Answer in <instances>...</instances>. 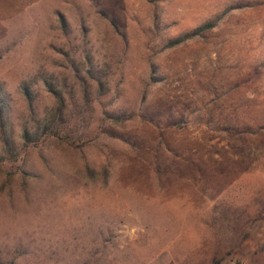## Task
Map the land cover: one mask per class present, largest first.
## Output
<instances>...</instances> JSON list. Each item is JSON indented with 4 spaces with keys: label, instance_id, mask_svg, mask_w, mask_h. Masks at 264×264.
I'll use <instances>...</instances> for the list:
<instances>
[{
    "label": "rangeland",
    "instance_id": "obj_1",
    "mask_svg": "<svg viewBox=\"0 0 264 264\" xmlns=\"http://www.w3.org/2000/svg\"><path fill=\"white\" fill-rule=\"evenodd\" d=\"M0 115V264H264V0H0Z\"/></svg>",
    "mask_w": 264,
    "mask_h": 264
},
{
    "label": "trees",
    "instance_id": "obj_2",
    "mask_svg": "<svg viewBox=\"0 0 264 264\" xmlns=\"http://www.w3.org/2000/svg\"><path fill=\"white\" fill-rule=\"evenodd\" d=\"M210 27H212V25H210V24H209V25H203V26L197 28V29L195 30L194 34H198L200 31H203V30L209 29ZM190 35H191V34H190ZM190 35H189V36H190ZM183 39H185V37H184V38H181L180 40L175 41V43L180 42V41H183ZM0 123H1V115H0Z\"/></svg>",
    "mask_w": 264,
    "mask_h": 264
}]
</instances>
